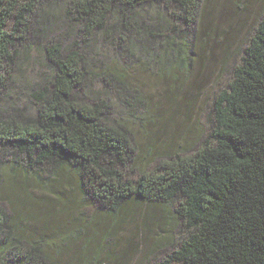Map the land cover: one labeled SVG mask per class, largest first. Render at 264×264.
Wrapping results in <instances>:
<instances>
[{
  "label": "trees",
  "instance_id": "trees-1",
  "mask_svg": "<svg viewBox=\"0 0 264 264\" xmlns=\"http://www.w3.org/2000/svg\"><path fill=\"white\" fill-rule=\"evenodd\" d=\"M206 1L0 0V264H127L151 239L114 255L140 208L169 222L159 264H264V18L204 143L133 167L132 70L188 79Z\"/></svg>",
  "mask_w": 264,
  "mask_h": 264
},
{
  "label": "rangeland",
  "instance_id": "rangeland-1",
  "mask_svg": "<svg viewBox=\"0 0 264 264\" xmlns=\"http://www.w3.org/2000/svg\"><path fill=\"white\" fill-rule=\"evenodd\" d=\"M223 1L207 0L204 3V18L208 27H203L198 40L203 58L195 61L193 73L188 79L175 82L162 78L158 71L142 72L137 67L132 70V74H137L132 82L138 90V99L142 101L133 110L139 119L129 118L133 150L137 152L134 168L145 157L158 162L162 160H156L158 156L177 150L193 151L206 140L216 97L229 84L249 38L264 18V0H233L244 10L241 15L239 13L238 19L235 12H230L231 16L228 14L230 10L227 7L222 10ZM215 26L217 44L208 38ZM213 45L212 54L210 48ZM26 68L28 80L34 82L39 79L42 67L33 64ZM113 103L117 101L113 99ZM127 173H130L129 169ZM132 213L133 217L122 226L120 246L114 255L126 251L127 238L139 232L142 237L151 239L142 243L141 247L138 245V252L128 253L127 264H159L167 256L166 245L158 246L154 256L150 251L156 246L155 238L167 234L170 228L168 220L156 208H140ZM138 242L141 240L138 239Z\"/></svg>",
  "mask_w": 264,
  "mask_h": 264
}]
</instances>
